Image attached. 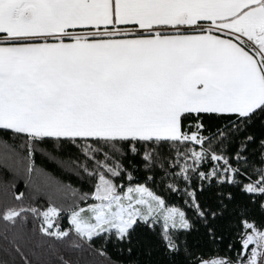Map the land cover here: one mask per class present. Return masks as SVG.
I'll return each instance as SVG.
<instances>
[{
  "label": "snow or ice",
  "instance_id": "1",
  "mask_svg": "<svg viewBox=\"0 0 264 264\" xmlns=\"http://www.w3.org/2000/svg\"><path fill=\"white\" fill-rule=\"evenodd\" d=\"M7 173L0 264H264V0H0Z\"/></svg>",
  "mask_w": 264,
  "mask_h": 264
},
{
  "label": "trees",
  "instance_id": "2",
  "mask_svg": "<svg viewBox=\"0 0 264 264\" xmlns=\"http://www.w3.org/2000/svg\"><path fill=\"white\" fill-rule=\"evenodd\" d=\"M41 158L38 155L37 156V163H41ZM127 163V161L125 162ZM44 166L47 168V170L52 171L54 174L60 175V178L63 179V181L65 183H70L74 188H80L82 191L84 190H90V183L89 181L86 179L84 181H81L80 179H78L76 176L74 175H67V174H60V171L57 167V165L53 162L50 161H43ZM138 177V182H144V177H145V173L143 171L139 172L136 174ZM3 179H11L12 176L10 173L5 174L3 177H0ZM92 183H94V180L91 181ZM150 187H153L158 194L164 195L166 200L168 201L169 204H175L178 207H184L183 205V199L179 196H177L176 194H170L167 193L163 190L162 187H159L155 184H149ZM20 190H24L23 188V184L22 182L20 183ZM187 211V209H185ZM189 215H191V212L189 211ZM63 223L66 225V220L63 221ZM229 240L225 239L223 241L222 244H219V246L217 247V245H213L212 243H210L207 238H199V243L198 244H194L193 245V251L195 254L196 258H204V257H211L216 255L217 250L219 252V255L223 256V255H233L232 253L227 252V244H228ZM190 243H192V240L190 238ZM237 248H239V245H236ZM112 252V250L110 249V253ZM114 255V253H113Z\"/></svg>",
  "mask_w": 264,
  "mask_h": 264
},
{
  "label": "built area",
  "instance_id": "3",
  "mask_svg": "<svg viewBox=\"0 0 264 264\" xmlns=\"http://www.w3.org/2000/svg\"><path fill=\"white\" fill-rule=\"evenodd\" d=\"M211 258H213V256H211V257H204L203 259H211Z\"/></svg>",
  "mask_w": 264,
  "mask_h": 264
}]
</instances>
